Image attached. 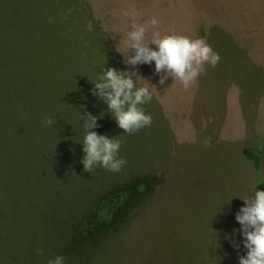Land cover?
Wrapping results in <instances>:
<instances>
[{
    "label": "trees",
    "instance_id": "16d2710c",
    "mask_svg": "<svg viewBox=\"0 0 264 264\" xmlns=\"http://www.w3.org/2000/svg\"><path fill=\"white\" fill-rule=\"evenodd\" d=\"M95 10L90 0H0V264H47L58 254L64 264H180L190 215L212 226L202 234L208 264H225L220 230L244 192L218 188L224 171L204 178L195 164V175L191 158L173 162L155 189L151 176L164 162L158 124L125 133L90 92L107 67L130 70ZM85 111L98 116L95 131L122 141L119 171L82 170ZM46 116L54 123L44 125ZM249 152L264 188L259 154ZM227 176H236L232 164Z\"/></svg>",
    "mask_w": 264,
    "mask_h": 264
},
{
    "label": "rangeland",
    "instance_id": "374dc122",
    "mask_svg": "<svg viewBox=\"0 0 264 264\" xmlns=\"http://www.w3.org/2000/svg\"><path fill=\"white\" fill-rule=\"evenodd\" d=\"M90 1L125 54L126 33L133 22L147 26L145 42L152 38L153 32L161 36L174 32L191 38L203 37L219 53L216 66L203 65V71L188 88L172 77L159 83L163 72L155 73L154 62L135 66L145 78L139 82L153 92L145 106L151 108L153 123L158 124L155 129L164 142L165 151L161 154L164 162L151 176L157 183L155 189L168 183L175 169L171 167L173 162L191 158L188 162L193 164L195 175V164L204 178L209 173L219 175L224 171L222 177H217L218 188L239 186L243 198L250 197L258 188L254 184L250 150L259 154V177L264 183V0ZM152 18L157 21L155 26L149 23ZM237 162L242 165L233 168ZM231 164L235 177L227 176ZM183 168L178 167V172L184 173ZM141 174L148 176L146 166ZM209 179L210 185L213 184V177ZM236 204L226 211L231 221L220 230L222 239L226 238L225 264H238V256L246 251L242 244L234 247L241 241L240 226L234 218ZM190 217L195 222L179 243L180 264H208L202 234L212 226L201 223L196 216ZM208 234L212 235L210 231Z\"/></svg>",
    "mask_w": 264,
    "mask_h": 264
},
{
    "label": "clouds",
    "instance_id": "9594fccd",
    "mask_svg": "<svg viewBox=\"0 0 264 264\" xmlns=\"http://www.w3.org/2000/svg\"><path fill=\"white\" fill-rule=\"evenodd\" d=\"M149 23L155 26L157 21L152 18ZM146 31V25L133 22L126 33L127 54L117 49L122 53L123 62L132 66L131 70L107 67L100 72L98 79L90 80L92 95L104 102L117 127L129 134L150 125L152 120L151 114L140 105L151 100L153 92L139 82L145 78L136 71V65L154 62L155 73L163 72L159 76V83L163 84L168 77H172L182 87L188 88L203 71V65L215 67L220 58L203 37L191 38L174 32L161 36L153 32L152 38L145 42ZM150 44L155 47H150ZM129 50L132 54H129ZM80 120L83 129V137L79 141L83 153L80 160L82 170L93 173L99 165L108 171H119L125 163L124 157L119 155L122 141L116 135L109 136L94 130L99 127L97 115L80 112ZM42 123L51 125L54 122L46 116ZM241 199L244 203L234 215L240 226L241 241L234 247L239 248L242 244L246 251L238 256V264H264V188H256L250 197ZM47 264H64V257L59 254L49 257Z\"/></svg>",
    "mask_w": 264,
    "mask_h": 264
}]
</instances>
